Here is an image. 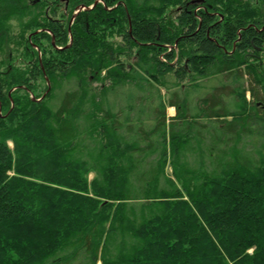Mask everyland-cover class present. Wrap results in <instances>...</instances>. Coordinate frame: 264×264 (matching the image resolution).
Listing matches in <instances>:
<instances>
[{
	"label": "trees",
	"instance_id": "obj_1",
	"mask_svg": "<svg viewBox=\"0 0 264 264\" xmlns=\"http://www.w3.org/2000/svg\"><path fill=\"white\" fill-rule=\"evenodd\" d=\"M213 2L0 0V264H264V0Z\"/></svg>",
	"mask_w": 264,
	"mask_h": 264
},
{
	"label": "rangeland",
	"instance_id": "obj_2",
	"mask_svg": "<svg viewBox=\"0 0 264 264\" xmlns=\"http://www.w3.org/2000/svg\"><path fill=\"white\" fill-rule=\"evenodd\" d=\"M192 1L194 2L195 0H190V2H192ZM209 1H211L212 3H214L213 2L214 0H209ZM60 2H64V0H60ZM9 25H10V29L12 30L10 32V35H9V40L10 39L14 40V38H12V36L14 34H17L18 33L19 26H18V23L15 22V21H11ZM12 45L13 44L10 43L9 46L6 45V44H4L2 47H0V69L2 67H5L6 62H8L9 55H11V52H12ZM146 105H148V104H146ZM152 107H153V104H152ZM174 115H175V110L172 107L166 106V118L168 119L170 117H173ZM149 125L150 124H147L146 122H144V124H143V128L144 129L143 130L147 131Z\"/></svg>",
	"mask_w": 264,
	"mask_h": 264
},
{
	"label": "bare ground",
	"instance_id": "obj_3",
	"mask_svg": "<svg viewBox=\"0 0 264 264\" xmlns=\"http://www.w3.org/2000/svg\"><path fill=\"white\" fill-rule=\"evenodd\" d=\"M172 110V109H171Z\"/></svg>",
	"mask_w": 264,
	"mask_h": 264
},
{
	"label": "crops",
	"instance_id": "obj_4",
	"mask_svg": "<svg viewBox=\"0 0 264 264\" xmlns=\"http://www.w3.org/2000/svg\"><path fill=\"white\" fill-rule=\"evenodd\" d=\"M174 109V108H173Z\"/></svg>",
	"mask_w": 264,
	"mask_h": 264
}]
</instances>
